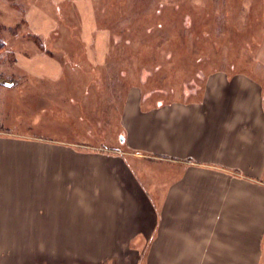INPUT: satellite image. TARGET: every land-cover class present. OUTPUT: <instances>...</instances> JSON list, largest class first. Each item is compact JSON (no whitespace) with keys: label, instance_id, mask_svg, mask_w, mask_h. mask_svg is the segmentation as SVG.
<instances>
[{"label":"crops","instance_id":"crops-1","mask_svg":"<svg viewBox=\"0 0 264 264\" xmlns=\"http://www.w3.org/2000/svg\"><path fill=\"white\" fill-rule=\"evenodd\" d=\"M254 56L207 73L198 99L127 101L128 153L62 148L53 166L48 147L0 132V215H53L39 223L43 264H264V37ZM17 242L2 251L0 235V264L27 263Z\"/></svg>","mask_w":264,"mask_h":264},{"label":"rangeland","instance_id":"rangeland-1","mask_svg":"<svg viewBox=\"0 0 264 264\" xmlns=\"http://www.w3.org/2000/svg\"><path fill=\"white\" fill-rule=\"evenodd\" d=\"M263 37V0H0V132L49 148L44 164L53 166L62 148L66 160L126 151L127 101L198 99L207 73L245 72ZM46 217L0 215L2 251L17 240L26 264H43Z\"/></svg>","mask_w":264,"mask_h":264},{"label":"trees","instance_id":"trees-1","mask_svg":"<svg viewBox=\"0 0 264 264\" xmlns=\"http://www.w3.org/2000/svg\"><path fill=\"white\" fill-rule=\"evenodd\" d=\"M4 48V43L2 42V40H0V50H2Z\"/></svg>","mask_w":264,"mask_h":264}]
</instances>
